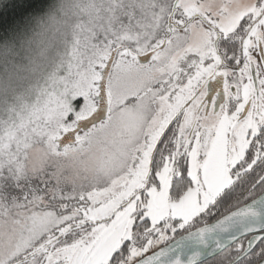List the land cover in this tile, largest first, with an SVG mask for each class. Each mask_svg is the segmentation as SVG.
<instances>
[{"label": "snow or ice", "instance_id": "1", "mask_svg": "<svg viewBox=\"0 0 264 264\" xmlns=\"http://www.w3.org/2000/svg\"><path fill=\"white\" fill-rule=\"evenodd\" d=\"M0 0V264H264V0Z\"/></svg>", "mask_w": 264, "mask_h": 264}, {"label": "trees", "instance_id": "2", "mask_svg": "<svg viewBox=\"0 0 264 264\" xmlns=\"http://www.w3.org/2000/svg\"><path fill=\"white\" fill-rule=\"evenodd\" d=\"M18 3V0H8V9L5 10V18L7 19L9 16H11V22L13 26H18L22 24L23 21V14L18 13L16 9V5Z\"/></svg>", "mask_w": 264, "mask_h": 264}]
</instances>
